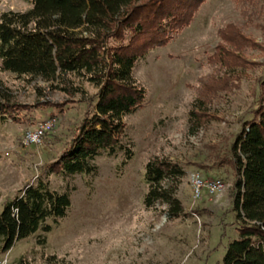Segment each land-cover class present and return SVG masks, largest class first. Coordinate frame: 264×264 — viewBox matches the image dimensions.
Masks as SVG:
<instances>
[{"label":"rangeland","instance_id":"374dc122","mask_svg":"<svg viewBox=\"0 0 264 264\" xmlns=\"http://www.w3.org/2000/svg\"><path fill=\"white\" fill-rule=\"evenodd\" d=\"M27 0H0V13L26 11ZM233 23L251 39L239 51V78L229 92L214 99L208 117L197 127L188 122L194 98L192 85L211 74L207 64L219 42V30ZM253 62L255 63L253 65ZM133 77L146 88L143 103L125 114L120 141L132 147L124 165L121 150L94 157V174L61 175L49 165L62 157L82 119L94 111L97 87L68 76L66 83L28 80L0 69V79L12 102L68 101L62 109L38 107L21 111V122L0 119V211L17 190L43 180L70 195L71 205L51 231H38L0 249V264L24 256L33 264H222L228 244L238 236L233 208V184L238 174L224 161L234 136L249 120L264 76V0L241 6L232 0H205L191 22L164 46L136 60ZM82 88L69 95L62 86ZM58 85V88H55ZM55 86V87H54ZM51 116L57 121L40 142L26 143L24 134ZM153 155L169 158L184 169L176 196L186 216L168 217L156 205L146 208L144 165ZM221 178L224 189L194 199L190 174Z\"/></svg>","mask_w":264,"mask_h":264},{"label":"trees","instance_id":"16d2710c","mask_svg":"<svg viewBox=\"0 0 264 264\" xmlns=\"http://www.w3.org/2000/svg\"><path fill=\"white\" fill-rule=\"evenodd\" d=\"M26 11L0 13V69L28 80L66 83L68 76L97 87L94 111L85 116L62 157L49 165L56 174H94L95 156L121 150L122 167L132 157V147L121 143L125 114L140 106L146 88L132 74L137 59L166 45L187 26L205 0H27ZM248 6L257 0H232ZM231 22L219 30V42L207 56L211 74L192 85L194 98L188 122L199 126L208 117L214 99L229 92L243 62L238 55L250 46ZM253 45V44H252ZM255 63L253 62V65ZM55 87V86H54ZM66 85L70 96L82 88ZM55 88H58L56 85ZM0 79V119L21 122V111L62 107L68 102L42 100L33 104L12 102ZM238 176L233 184V208L239 220L238 236L227 246L222 264H264V76L249 120L242 123L227 158ZM183 167L167 157L153 155L144 165L146 208L157 206L170 218L186 216L176 191ZM71 205L68 192L57 191L43 180L17 190L0 211V249L38 231L49 232ZM13 264H33L24 256Z\"/></svg>","mask_w":264,"mask_h":264},{"label":"built area","instance_id":"2783aa9c","mask_svg":"<svg viewBox=\"0 0 264 264\" xmlns=\"http://www.w3.org/2000/svg\"><path fill=\"white\" fill-rule=\"evenodd\" d=\"M56 121L57 118L55 116L40 121L33 128L26 131L23 136L24 141L26 143L40 142L44 134L53 129ZM190 181L194 199L200 198L202 190L206 192L207 196H214L220 193L225 187L221 178H206L199 171H194L190 174Z\"/></svg>","mask_w":264,"mask_h":264}]
</instances>
